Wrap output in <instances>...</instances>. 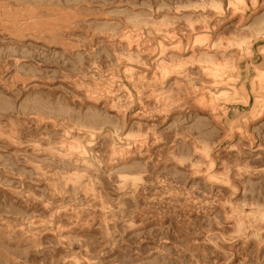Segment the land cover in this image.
Segmentation results:
<instances>
[{
  "label": "rangeland",
  "instance_id": "1",
  "mask_svg": "<svg viewBox=\"0 0 264 264\" xmlns=\"http://www.w3.org/2000/svg\"><path fill=\"white\" fill-rule=\"evenodd\" d=\"M216 1L0 0V264H264V0Z\"/></svg>",
  "mask_w": 264,
  "mask_h": 264
},
{
  "label": "bare ground",
  "instance_id": "2",
  "mask_svg": "<svg viewBox=\"0 0 264 264\" xmlns=\"http://www.w3.org/2000/svg\"><path fill=\"white\" fill-rule=\"evenodd\" d=\"M254 2H257L256 0H253ZM228 3H230V6L229 7H233V8H236V9H238V6L239 5H244L245 3H246V0H229V2ZM209 4V3H208ZM254 4V3H253ZM264 4V3H263ZM206 6H208L212 11H214L215 13H218V14H222V12L224 11L223 10V1L222 0H218V1H216V2H214V3H212L211 5H206ZM235 13V12H234ZM264 26V21L262 22V23H260V25L258 26V28H260V27H263ZM257 28V29H258ZM261 30V29H260ZM260 30H258L259 32H263V31H260ZM264 30V29H263ZM258 31H256V32H258ZM130 39V38H129ZM215 42V41H214ZM247 43V45H248V47H249V45H250V42H246ZM261 49H263L262 50V53L264 54V47H262ZM187 63V62H186ZM193 66V65H192ZM259 70H262V75H260V76H262L263 78H264V69H259ZM261 72V71H260ZM212 75V81L210 82V83H212V84H217V83H219V82H222V81H224V79H222L219 75H216L215 73H211ZM165 76V75H164ZM259 76V75H258ZM160 80V79H159ZM264 80V79H263ZM206 85H208V84H206ZM209 85H211V84H209ZM252 85H253V91H254V93H255V103L257 104L256 106L258 107V105H260L261 104V102H264V95L261 93L262 92V89L264 88V85H260V83L259 84H256L255 82H252ZM257 85V86H256ZM209 88V87H208ZM207 88V89H208ZM211 88V87H210ZM224 91V90H223ZM231 95V94H230ZM243 100V99H242ZM253 112V111H252ZM257 112V111H256ZM226 114H227V112H225ZM224 113V114H225ZM226 114H225V117H226ZM253 114V113H252ZM251 115V114H250ZM263 115V114H262ZM246 120V119H245ZM248 120V119H247ZM235 122V121H234Z\"/></svg>",
  "mask_w": 264,
  "mask_h": 264
}]
</instances>
